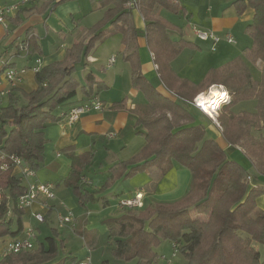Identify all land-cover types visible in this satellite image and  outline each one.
<instances>
[{
	"label": "trees",
	"instance_id": "obj_1",
	"mask_svg": "<svg viewBox=\"0 0 264 264\" xmlns=\"http://www.w3.org/2000/svg\"><path fill=\"white\" fill-rule=\"evenodd\" d=\"M65 1L68 0L53 3L55 6ZM135 1L144 20L143 35L158 77L175 99L161 95L148 83L140 72L136 53L125 56L132 71L131 86L143 94L145 102L128 114L121 137L128 140L141 136L144 146L128 161L112 165L103 186L94 192L87 189L81 173L83 165L91 162L92 154L70 156L72 167L65 184L78 203L86 207L102 199L98 195L114 181L134 177L145 171L149 163L162 176L177 164L191 175L189 190L179 200L154 203L140 213L126 209L121 216L105 221L114 264H155L159 261L155 249L161 242L171 244L174 252L182 255L184 264H264V210L257 206V199L264 198V0L232 3L237 14L247 8L253 11L252 21L245 28L252 44L244 50V57L251 63H260V80L254 81L243 59L235 58L209 70L201 84L180 79L171 69V61L192 44L182 37L171 40L168 32L175 26L156 15L162 9L185 17V8L178 0ZM128 2L98 0L100 8L105 9L104 18L89 29L87 42L67 49L64 60L41 66L34 73L33 91L26 93L14 87L0 100L2 152L19 158L22 165L35 171L43 161L45 128L63 121L77 103L83 105L97 99L105 85L87 74L85 84L80 86L73 77L75 65L81 52L88 55L94 44L105 37L107 23L121 32L125 43L129 34L137 36L133 27L131 33L124 31L125 22L130 24V11L124 8ZM20 12L21 9L17 13ZM29 33L18 48L19 53L41 56L38 38ZM213 85L222 86L229 98L217 111L221 135L228 145L243 148L254 159L253 177L243 164L230 159L214 140L207 138L204 128L195 124L188 110L193 98ZM250 100L256 103L253 112L232 113L234 105ZM123 104L124 101L113 104L111 109L116 112ZM251 177L253 182L261 183L250 184ZM25 191L26 185L19 175L12 174V169L0 170V240L19 238L23 209L18 207V199ZM64 230L72 234L76 231ZM57 237L53 230L37 249L4 254L0 264H64L63 259L54 262Z\"/></svg>",
	"mask_w": 264,
	"mask_h": 264
},
{
	"label": "crops",
	"instance_id": "obj_2",
	"mask_svg": "<svg viewBox=\"0 0 264 264\" xmlns=\"http://www.w3.org/2000/svg\"><path fill=\"white\" fill-rule=\"evenodd\" d=\"M16 1L17 0H0V5H10V4L15 3ZM54 1L56 2L58 0H51V3H53ZM185 1L186 0H178L179 4L185 8V11H186L185 17L171 14L169 12L163 11L162 9H158L156 12V15H158L160 18L164 19L165 21L169 22L171 25L175 26V29L169 30L168 32V36L171 38V40L177 41L182 37L184 40L192 44V47L185 48L176 58H174L171 61L170 66L173 72L180 79H186L194 84H201L203 80L205 79L209 70L220 68L224 64H226L227 62L235 58H241L245 62L246 66L248 67L252 79L254 81H259L260 80V68H261L260 63L259 62L251 63L250 61L246 60L244 57V50L249 48L252 44V40L249 37V35L245 32V28L252 21L253 11L247 8L243 13L237 14L235 8L232 5L234 0H199V3L204 8V10L199 11L197 15V20H195L191 18L192 11L188 10L187 4H186L187 1L186 2ZM88 2L90 4H94L93 7H89V6L87 7L89 9L88 13L86 10V6L81 5V0H68L58 5H55V6L53 3V5L50 7L51 8L50 14L46 18H43L42 20V16L39 14L40 13L39 4H36L37 3L36 0H28V2L24 6H22L20 9H21V12L22 10H24L27 14H29L28 16L30 15L34 16L30 20L31 24L29 23V21L27 22L23 21V19L20 16L21 12L15 13L12 16L7 17L6 21L8 25L12 27V36L11 38L6 39V41L4 42L5 48L2 52V56H0V60L8 64H11L12 67L15 69H22V68L25 69V74L21 77L20 81L16 85L17 89L23 92L29 93L36 88V84L34 82V73L30 71V68L34 66V58L36 57L39 58V56L27 57V56L20 54L18 50V48L22 45V43L29 37L27 33L30 32L29 33L30 35H33L38 38V43L42 51V55H41V65L42 66L64 60L67 49H69L70 47L74 45H78V44L84 45L87 42V33L91 27L87 28L86 32L82 33L81 39L78 42L73 40L74 41L73 44L69 47L66 45H60L56 47L58 42L56 41L55 36H60V37L62 36L63 38H65L68 35L70 36L75 35L76 32H78L79 30L81 19L91 14L99 13V12L100 14L102 13L101 18L97 20V22H95L93 26L99 23L104 18L105 9L100 8L98 0H88ZM135 2H136L135 0H130V2H128L124 6L126 11L128 12L130 11V15H129L130 24L127 21L125 22L124 31H127V34L131 33L130 29H132L133 27L138 32L137 36L133 38L131 37V34H129L127 37V42L125 43L123 42V35L121 34V32L115 31L113 27L111 26V24L107 23L104 29V31L106 32V35L102 40L99 41V42H102V44H104L105 41L107 42V40H110V38H113L114 40L113 48L110 52L112 54L107 58V61L110 59V57L113 56V53L114 55L116 53V55L117 54L121 55L122 61L125 66L121 65L122 67L120 68L117 67L113 71L111 78L108 76H105L104 71L107 69L113 68V64H115L116 62V59H115L114 63L109 68H107V66L105 68L103 66H99V68L103 70L102 76L99 77V76H96L97 74L95 73V70L93 69H96L97 66L95 65L99 62L100 58L97 55H95V53L91 54V52L86 56L82 52L79 54V62L83 63V60H81V58L83 59V57H85V61L83 63L84 65L83 72H84L85 77L87 74H91L92 77L96 81L103 83L105 85L104 90L101 91L97 96V99H99L103 105L102 110L87 111L79 117V120L77 122L71 125L67 124L64 121H61L56 124H51L45 128L44 136H45L46 142H45L44 149H43V161L40 163L39 167L35 170V177L33 178L32 181L33 183L35 182L39 184L50 183L54 186V192H55L56 198L53 201L57 202L59 200V202L57 205H54L53 201L50 202V206L52 207L51 209L56 208L58 210L62 209L63 211L67 207L69 209H72L70 211H73L76 209L72 203H69L70 199H67L71 194L74 195V193L65 184V179L71 172V167H72V161H71L70 156L79 158L81 157V155L86 154V153L92 154L94 148L97 149L101 147L100 145H103L105 141L112 139V138H109V135H114L113 138H117L120 142H122L125 145L130 144L135 138H137V137H133L128 140H125L124 137H121V132L125 128L126 123H127L128 114L132 112L136 108L137 105H140L137 103L135 104L134 102L129 100L126 97L127 94L122 95V93L124 92V89L125 90L127 89L125 79L129 77V83L131 86V76H132L131 67L129 63L125 62L124 60L125 56L132 54V53H136L139 59V63H140V72L143 75V77L148 81V83L153 88H155L156 91L160 93L161 95L171 98L172 100L175 99V97L162 84V82L160 81L158 77L157 67L153 63L152 54L147 46L146 40L143 35L144 26H145L144 20L141 14L139 13L138 8L135 5ZM170 15H174L173 18L170 17ZM16 17L18 19L14 21L13 19ZM50 18H53V21H54V24H52V26L49 24ZM180 18H183L186 20V23L183 24L182 26L176 22V20L178 21V19ZM32 20H34V22ZM36 21L37 22L42 21L43 25L45 26L46 35L43 38L39 36L36 28L33 27L32 23H35ZM8 25H7V29H5L2 25L0 26V41L4 39V37L7 38V36H9L10 31H9ZM194 26L200 30L213 31L215 34L219 36L229 33L233 36L234 39L235 37H237L236 39L239 42L240 46L235 48L234 50L235 54L231 56H228L229 54H226L227 51L225 49L219 53L212 55L211 57L202 58L204 55L202 47L203 46L205 48L211 47L212 42L209 40L208 41L198 40L192 31V28ZM48 31L52 34L50 33L47 34ZM44 40L46 42H43ZM12 48L14 49L13 53L9 51ZM183 54H189V57L187 58L186 61L180 62L179 61L180 56H182ZM16 61H21V64L18 66ZM149 75H153V77L158 81L157 86H154L150 82V80L147 79ZM85 77H84V81H85ZM32 82H34L33 86H31ZM24 86L29 87V90H26ZM115 87H118L119 95H122V99L120 101L106 102L104 99H101L100 96L103 92H105V90H110V88H115ZM212 88L217 89L220 94L227 95L223 87L218 86V85L210 86L209 88L202 90L200 94L207 95L210 93ZM6 89H7L6 85L2 82L0 84V91H4ZM132 91L134 93L137 92L134 89ZM5 97L6 95L2 96L1 98L5 99ZM122 101H124L123 108L119 109L116 112L111 109L113 108L112 107L113 104H117ZM250 102H253L252 103L253 105L243 106L244 108L249 107L247 110L240 109V108L236 109V106L242 102L234 105L231 108L232 113L239 114L242 112H253L255 109L256 103L253 100H250ZM224 104H226V102ZM78 105H81V103H77L76 105L72 107H75ZM190 106H192V104L188 106V110L191 113L196 125L198 123L199 126L204 128L207 138L214 140L219 146H224L225 148L223 147L224 148L223 150L225 151V153L230 159H234L235 157H238V155L242 153V151L237 146L231 147V146L224 144L225 141L221 135L220 126L217 121L218 116L216 117L215 121H212L206 115L201 113L199 110H197L193 106L192 107L194 108L195 112L192 113L189 109ZM201 121H204L205 124H203V122ZM261 135L264 137V131L261 132ZM105 151L108 154L111 152V150L109 149H105ZM97 153L98 152H96V154ZM124 161H127V160L125 159L115 160L114 159V161L111 162L112 164L109 166V168L112 165H115L119 162H124ZM249 161L248 163H250L251 165V169H252L251 171H254V166L252 165V162L251 161L249 162ZM154 168H156L155 165L153 163H149L146 165L145 171L147 173L152 172L154 175H156ZM17 173L18 171L15 170L14 174H17ZM106 174H107V171H106ZM252 175L253 173L251 174V176ZM82 179H83V182L86 184L85 186H87V189L89 190L92 184L88 182L83 175H82ZM254 183L257 185V183H261V182L255 181ZM23 184L24 185L26 184L25 181L23 182ZM139 189L140 190L136 189L134 192L129 193L128 195L125 196V198L126 199L132 198L135 193H141L143 197L142 203L144 207L145 201L148 198V195L152 191L150 187L148 188L146 186H144L143 188H139ZM184 189H183V192H184ZM97 190L94 189L91 191L94 192ZM106 191L98 195V197L102 198L98 201L101 204V213L105 212L111 206V200L106 198V196L104 195ZM176 192H177L176 188L172 190L173 195ZM183 194L179 197L181 198ZM74 197L77 201V198L75 195ZM65 203H68V204H65ZM257 206L260 209L264 210V198L257 199ZM51 209L45 210L37 202L33 203L30 207L23 209V217H22L23 230L27 228V226H24L23 224L24 219L29 222L34 220L33 215L35 213H41L46 218L49 215ZM119 210H123V209L119 207ZM112 218H116V217L105 218L101 220V224L104 225L105 221H107L108 219H112ZM73 222H74L73 229L77 231V232L75 231V235H80L84 238V240H86L85 237L83 236V233H87L86 217L83 216L82 218L76 219L73 216ZM104 228L106 231V227ZM62 229H68V228L64 227ZM22 232L18 237L22 235ZM87 238L89 242L92 241L89 236H87ZM6 240L7 239L0 240L1 257L4 255V248H5ZM61 259L64 260V264H73L76 262L81 263L85 260H89V264H93L91 262V253L89 250H86V249H83L80 252L71 254L70 256H61L60 258H57L54 262H58Z\"/></svg>",
	"mask_w": 264,
	"mask_h": 264
},
{
	"label": "rangeland",
	"instance_id": "obj_3",
	"mask_svg": "<svg viewBox=\"0 0 264 264\" xmlns=\"http://www.w3.org/2000/svg\"><path fill=\"white\" fill-rule=\"evenodd\" d=\"M187 1V2H186ZM187 8L188 10L192 11V19L197 20V15L199 11L204 10V8L199 3V0H186ZM36 4H39L40 7V15L43 18H46L50 14V7L53 5L51 3V0H36ZM81 5L86 6L87 13L89 7H93L94 4H90L88 0H81ZM27 14L24 10L20 13L21 18L24 22L29 21L31 24V18L34 16ZM167 15V14H166ZM102 16V13H94L89 16L83 17L81 19V23L79 25V30L76 32L73 36H66L63 38L62 36H55L56 41L58 42L57 46L60 45H66L71 46L73 44V40L79 41L81 39L82 33L86 32L87 28H90L93 26L97 20H99ZM174 15H170V17L173 18ZM34 22V20H32ZM177 23H179L181 26L186 23V20L183 18L176 20ZM33 27L36 28L38 34L40 37H44L46 35L45 33V26L41 22H35L32 23ZM51 26L54 24L53 18H50ZM6 25H8L6 21ZM1 26V24H0ZM9 26V25H8ZM47 28V27H46ZM82 29V31H81ZM9 36L7 38L4 37L0 41V56H2V52L4 50V42L6 39L11 38L12 36V27L9 26ZM50 32L48 31L47 34ZM52 34V33H50ZM108 34V33H107ZM110 38V37H109ZM108 38V39H109ZM235 37V44H227L224 41H219V43L215 46L214 52L212 50L213 45L211 47L205 48L203 45V57L202 58H208L212 55L219 53L226 49L228 56L235 54V48L239 47V42ZM113 38H110V40L105 41L104 44L102 42H97V44H94L95 47L94 50L90 51L91 54L95 53L100 59L99 62L95 65L97 66L95 70L96 76H102L103 70L99 68V66L106 67L107 64V58L112 54L110 53L113 48ZM43 42H46L45 40ZM11 53L14 52V49L9 50ZM116 59L115 64H113V68L107 69L104 71V75L108 77H112L113 71L117 67H122L121 65H124L122 61L121 55L113 53V56ZM189 57V54H183L180 56V62L186 61ZM41 59V56H39ZM111 58V57H110ZM37 59L34 58V60ZM17 60V59H16ZM83 63L85 61V57H83ZM195 61V60H194ZM17 65L19 66L21 64V61H16ZM82 62H79L75 65V71H74V79L78 82L80 86L84 85V72H83V65ZM125 66V65H124ZM123 66V67H124ZM98 68V69H97ZM130 72V70H129ZM148 80L154 85H158V81L153 77V75H149L147 77ZM126 87L127 89H124V92L122 95L127 94L126 97L134 102L135 104H142L144 102V97L141 92L134 93L132 90V86H130L129 83V77L125 79ZM34 82L31 83V86H33ZM26 90H29V87L24 86ZM122 95H119L118 87L110 88V90H105L101 94V99H104L106 102H112V101H120L122 99ZM225 98V97H224ZM99 100V99H98ZM100 101V100H99ZM22 102V101H21ZM253 102L246 101L238 104L236 106V109H244L247 110L249 107L244 108L243 106H251ZM251 108V107H250ZM190 111L193 113L195 112L194 108L190 106ZM195 114V113H194ZM203 124H205L204 121ZM208 122V121H207ZM196 124V123H195ZM198 125V123H197ZM8 131V130H6ZM1 140V136H0ZM1 143V141H0ZM128 144V143H127ZM140 144V145H139ZM225 145H228L226 142ZM223 144V145H224ZM99 148H94L92 153L91 162L87 165H83L82 167V175L86 178L88 182L92 184V186L89 188V190L94 189H100L107 177L106 171L108 170L109 166L112 164L111 162L115 160H129L130 158L137 155L142 147L144 146V139L141 136H137L130 144L125 145L122 142H120L117 138L109 139L108 141H105L103 145H100ZM231 146V145H228ZM222 149H224V146H220ZM224 147V148H223ZM233 147V146H231ZM242 153L238 155V157H235L234 160L243 164V166L247 169V171L252 174L254 171H251V165L248 163V159L254 163V159L251 158L249 153L247 151H243V148L238 147ZM105 149L111 150V152L108 154ZM96 152H98L96 154ZM247 157V158H246ZM129 158V159H128ZM157 168H154V171L156 175H154L152 172L147 173L146 171L138 173L134 177L114 181L110 188L105 192L106 198L111 200V206L109 209H107L105 212L101 213V204L100 202H94L88 205V207H82L80 206L74 195L71 194L67 199L69 200V203H72L74 207L76 208L73 211H70L72 209L67 208L63 211L62 209L58 210L56 208H53L50 210L49 215L44 219L42 223H38L35 220L27 221L24 219L23 224L24 226H30L32 227L36 232L37 242L35 245V248L37 249L39 246V243H44L46 237L51 236L52 231L56 230L58 233V237L56 238V245H57V255L55 258H60L61 256H70L71 254H74L76 252H80L83 249L89 250L91 253V262L93 264H100L102 261H108L110 264H114L115 260L112 257L111 253V246L108 245L107 242V233L105 231V226L101 224V220L105 218H111V217H119L122 214L125 213L126 209L130 208H123V210H119L118 203L119 201L125 200V196L129 193L134 192L136 189L140 190L139 188H143L144 186L151 188V193L148 195V198L145 201V206L143 207V203L141 200V206L137 208H131L134 211L140 213L142 212L147 206L154 204V203H173L177 200H179V196H181L183 193H187L190 187L191 183V175L188 170L181 168L177 164H175V169L169 171L166 175L162 176ZM250 184H253V178L249 180ZM176 188V193L173 195L172 190ZM185 188V189H184ZM184 189V192H183ZM149 192V191H148ZM183 192V193H182ZM183 194V195H184ZM175 200V201H174ZM54 202V201H53ZM59 200L54 202V205H57ZM68 204V203H65ZM118 207V208H117ZM90 213V214H89ZM92 213V214H91ZM71 214L72 218L73 216L77 218H82L83 216L86 217V231L87 233H83V236L86 240L80 235H75L72 233L66 232V230L59 228L57 224V216L60 215L61 217ZM89 217V218H88ZM84 221V219H83ZM38 228V229H37ZM69 235V236H68ZM87 236L91 238V242L88 241ZM1 249V245H0ZM159 256V261L155 264H166L165 261L161 260V257H165L168 264H184V259L182 255L179 252H174L171 244L167 242H161V244L155 249ZM80 254V253H79ZM1 257V255H0ZM51 264V263H46Z\"/></svg>",
	"mask_w": 264,
	"mask_h": 264
},
{
	"label": "built area",
	"instance_id": "obj_4",
	"mask_svg": "<svg viewBox=\"0 0 264 264\" xmlns=\"http://www.w3.org/2000/svg\"><path fill=\"white\" fill-rule=\"evenodd\" d=\"M28 0H17L15 3L10 5H0V24L7 29L6 19L7 17L12 16L17 13L22 6H24ZM193 34L198 40L201 41H211L213 48L215 50V46L219 43V41H224L227 44H235V39L229 33H226L222 36L215 34L213 31L208 30H200L197 27L192 28ZM115 61L114 57H111L107 62V68H109ZM8 63L0 60V84L3 82L7 89L4 91H0V100L1 97L7 95L9 90L16 87L17 83L20 81L21 77L25 74V69H15L13 67H8ZM41 59L37 58L34 60V66L30 68L32 73H36L41 68ZM225 93V92H224ZM204 94H199L193 98L192 106L199 110L201 113L206 115L212 121H215L218 116V108L225 102L229 101L228 96L221 99L222 96L219 97L218 102L213 105L209 112H206L205 109L201 105V97ZM205 96H208L205 95ZM103 105L98 99H94L89 103H85L83 105H78L72 107L64 116L63 121L67 124L71 125L79 120V117L90 110H102ZM114 135H109V138H113ZM8 169H12V174L14 171H18L17 174L20 178L25 181L26 191L24 195H22L18 199V207L25 209L30 207L33 203L37 202L43 209L49 210L52 207L50 206V202L55 200L56 195L54 192V186L50 183H33V178L35 177V171L29 166H24L21 163V160L15 156L7 155L2 152L0 149V170L6 171ZM141 193H135L132 198H128L122 200L118 203L120 208H137L141 206L142 200ZM33 218L38 223H42L45 219V216L41 213H35ZM57 224L59 228L67 227L72 230L74 226L73 218L71 214L65 215L61 217L57 216ZM37 241L36 232L32 227H27L23 230L22 235L14 240L7 241L5 243L4 254H18L21 252L31 251L35 248V243ZM162 260L168 264L165 257H162ZM79 264H89V260H85Z\"/></svg>",
	"mask_w": 264,
	"mask_h": 264
},
{
	"label": "bare ground",
	"instance_id": "obj_5",
	"mask_svg": "<svg viewBox=\"0 0 264 264\" xmlns=\"http://www.w3.org/2000/svg\"><path fill=\"white\" fill-rule=\"evenodd\" d=\"M220 96H222L221 99H223L224 97H226V94H220L217 89L212 88L208 96L204 95L201 97L200 102L206 112H209L211 107L218 102Z\"/></svg>",
	"mask_w": 264,
	"mask_h": 264
}]
</instances>
